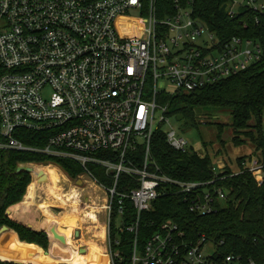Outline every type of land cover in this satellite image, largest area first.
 <instances>
[{
	"label": "built area",
	"instance_id": "built-area-1",
	"mask_svg": "<svg viewBox=\"0 0 264 264\" xmlns=\"http://www.w3.org/2000/svg\"><path fill=\"white\" fill-rule=\"evenodd\" d=\"M243 6L264 14L258 0H226L231 15ZM262 53L253 39L223 43L194 14V0H0V151L78 163L83 169L78 179L88 177L107 193L109 226L114 206L122 217L130 200L136 219L120 228L135 235L129 264H260L239 253L224 254V241L205 233L187 239L172 221L142 249L138 233L142 214L169 192L186 195L192 212L208 215L227 205V191L217 180L248 172L264 182V124L263 143L253 142L256 154L239 157L238 171L214 161L215 178L209 181L166 175L151 154L160 128V93L174 96L212 85L246 70ZM161 109L163 123L168 109ZM23 132L49 135L44 145H34L19 138H30ZM164 133L175 149H192L174 129ZM138 145L145 148L141 165L127 155ZM106 151L112 153L98 155ZM91 165L104 169L109 185L99 182ZM122 175L137 186L119 191ZM109 232L111 263L123 264Z\"/></svg>",
	"mask_w": 264,
	"mask_h": 264
},
{
	"label": "trees",
	"instance_id": "trees-1",
	"mask_svg": "<svg viewBox=\"0 0 264 264\" xmlns=\"http://www.w3.org/2000/svg\"><path fill=\"white\" fill-rule=\"evenodd\" d=\"M194 14L204 21L223 43H228L234 37L258 41L263 49L262 57L246 70L212 85L190 93L167 95L170 106L175 107V110L168 112L180 111L185 114L189 124L199 127L207 122L202 115L203 110L230 109L233 141L240 144L245 142L244 137H250L260 145L263 143L264 123V14L249 6H243L239 13L231 15L227 11L226 0H194ZM214 124L217 126V136L221 138L226 125L220 122ZM23 133L30 138H19L34 145H44L49 135ZM110 153L112 152L106 151L98 155L102 157ZM216 153L218 155L220 151L217 150ZM144 154L143 145H138L136 150L127 153L138 165L143 163ZM151 154L161 171L171 177L187 181H209L215 178L212 170L214 156L210 152L200 153L194 149L184 152L175 149L168 143L162 127L153 135ZM46 160L55 162L73 179L79 178L83 173L82 167L71 160L52 159L30 152L0 151V229L7 226L16 232L20 239L9 230L0 233V264H50L68 260L66 256V259L57 261L58 258L48 252L56 249L59 243H66L70 247L71 234L61 232L62 223L68 224L66 220L53 217L47 204L42 203L44 217L35 227L43 230L26 224L36 221L41 215L37 209L22 203L30 184L25 198L28 202L36 199L37 185L51 182L57 192L69 182L68 177L51 164L34 168L36 175L42 171L38 182L31 183V173L18 171L20 164L42 163ZM91 169L99 182L110 184V179L106 177L102 167L91 165ZM228 172H231L229 168ZM216 183L227 191V205L208 215L192 212L190 201L184 194L169 192L157 198L152 208L142 214L138 233L140 248L144 247L149 237L159 231L164 222L172 221L184 230L187 239H195L200 233H205L217 241H224L221 246L224 254L239 253L245 258L252 257L261 264L264 256V182L259 184L250 173L243 172L227 175ZM129 184L137 186L135 180L122 175L118 190L125 191ZM56 195L61 198L58 192ZM68 200L71 199L68 197L66 201ZM125 204L126 210L122 218L126 227L135 221L136 210L130 200H126ZM87 215L94 221L98 220L95 213L89 212ZM116 216L118 212L114 206L109 226L111 246L113 251H120L122 254L123 264H129L135 235L127 230L114 231L113 218ZM102 237L104 230L101 232ZM49 239L50 248L46 252L42 248L48 249ZM85 251L90 260L82 262L79 258L78 264H109V256L103 252L100 245H93ZM67 255L70 256L71 253L68 252ZM67 263L72 264L69 261ZM116 263L118 264V261Z\"/></svg>",
	"mask_w": 264,
	"mask_h": 264
},
{
	"label": "rangeland",
	"instance_id": "rangeland-1",
	"mask_svg": "<svg viewBox=\"0 0 264 264\" xmlns=\"http://www.w3.org/2000/svg\"><path fill=\"white\" fill-rule=\"evenodd\" d=\"M259 3H264V0H258ZM237 9V7H235ZM167 94L160 93L157 98L156 102L158 105V108L156 110V121L158 127H162V129L165 132H169L172 129H174L179 136H183L187 139L189 143V147L194 149L197 152L205 153L210 152L212 156H214V161L218 159H222L225 163L230 165V167L233 169V171L239 170V165L237 163V159L242 156H252L256 154V145L253 143L252 139L250 137H244L245 139L244 143L237 144L233 141V127H232V114L230 109H220V108H209L202 111V115L204 119H206V124H201L199 127L192 126L189 124L186 120V116L182 112H168L166 113L167 121L160 123L159 120L162 116V109L161 108H167L168 111L175 110V107L170 106L169 101L166 99ZM223 123L226 125L225 130L223 134L221 135V138H218L217 136V126L214 123ZM253 122V121H252ZM264 124V123H263ZM256 134V133H255ZM219 150L220 153L217 155L216 151ZM32 164V163H31ZM43 165H46L45 163H33L32 165L28 164L27 166L31 168L41 167ZM91 168V167H90ZM92 170V169H91ZM93 171V170H92ZM36 176V173L32 175ZM41 179V178H40ZM73 179V178H72ZM70 180L69 185H67L65 188L59 190L60 195H65L66 192L69 191L70 188L76 189L78 192H81L82 194L80 197L72 198L71 200H68L67 202H62V200L57 199V192L55 189H53V183H43L41 184V192L38 196V199H40L39 202L47 204L49 210L53 213H55L57 216L60 217H66L68 221V224L62 223L61 225V232L70 235V241H74L76 238H78V233L75 234L76 230L82 231V228L86 225H88V230L97 229L95 227H91L94 224L90 222V220L86 219L84 217V211H92L91 204L101 203L105 204L107 201V193L97 191L98 200L97 202L91 201L90 196H85L83 194L86 190H88V186L91 184L89 179L81 178L82 183L78 184V178ZM44 180V179H43ZM85 189L84 191H82ZM70 192V191H69ZM61 195V196H62ZM64 199H67L65 196ZM77 199L79 201L77 202ZM104 210V209H103ZM103 224L106 227L107 230V244L109 248V239H108V231H109V216L108 212L105 210L103 211ZM84 223V226L82 225ZM113 227L114 231L120 230V228L124 227L123 218L120 216H116L113 218ZM2 229V228H1ZM0 229V230H1ZM105 243V244H106ZM78 245V244H77ZM92 244L88 245L90 248ZM88 247H85L84 250H81L80 253H78L76 250H73L71 255H66V249H63L62 243H59L57 245L56 249H51L48 251L50 254L52 253L54 257L58 258V260H64L66 259V256L68 258L67 262H71L72 264H77L75 259L78 257V255L81 256V258H84L85 261H89L90 258L85 251ZM50 246H48V249ZM85 251V252H84ZM120 252V251H118ZM59 254V255H57ZM82 254H84L82 256ZM109 255V254H108ZM108 263H111L110 257L108 259ZM52 264V263H51ZM63 264V263H61ZM112 264V263H111Z\"/></svg>",
	"mask_w": 264,
	"mask_h": 264
},
{
	"label": "crops",
	"instance_id": "crops-1",
	"mask_svg": "<svg viewBox=\"0 0 264 264\" xmlns=\"http://www.w3.org/2000/svg\"><path fill=\"white\" fill-rule=\"evenodd\" d=\"M51 165H54L56 168H58L64 175H66L67 177H68V179H69V182H67L66 183V185H65V187L67 186V185H69V183H70V180L72 179L63 169H61V167L60 166H58V165H56V164H51ZM84 178H86V179H89L90 180V182H91V184L88 186V190H86L83 194H85V196L87 195V196H90V199H92L91 201H95V202H97V201H99L98 200V195L96 194L97 193V191L99 190V191H101V192H105V190L100 186V185H98L96 182H94L92 179H90V178H88V177H84ZM38 180H39V175H36V176H33L32 177V182L31 183H33L34 181H37L38 182ZM73 180V179H72ZM83 181H82V179L80 178V179H78V181H77V183L78 184H80V183H82ZM31 185V184H30ZM29 185V186H30ZM29 186H28V188H29ZM41 185H37V197H36V199H34L32 202H28V201H26V195H27V192H28V188H27V192H26V194H25V196H24V199H23V201H22V203L24 204V205H26V206H28V207H31V208H34V209H37L40 213H41V215H40V217H38L37 219H36V221H32V222H26V224L27 225H29L30 227H32V228H35V229H40V228H37V227H35V224L37 223V222H39V220H41V219H43V217H44V211H43V207H41V202H39L40 201V199H38V196H39V194H40V192H41V187H40ZM64 187V188H65ZM85 189H83L82 191H84ZM70 191V192H69ZM69 191L68 192H66L65 193V195H60V197L61 198H63V199H61V198H57V199H60V200H62V202H67L66 200L68 199V197L70 198V199H72L73 197L75 198H77V197H80V195L82 194L81 192H78L75 188L74 189H72V188H70L69 189ZM58 192V194H60V192L61 191H57ZM106 193V192H105ZM68 195V196H67ZM65 196L67 197V199H64L65 198ZM71 201H73V200H71ZM79 201V199H77V202ZM106 204H107V201H106V203L105 204H101V203H96V204H91V207H92V211H84V217L86 218V219H88V220H90V222H92L94 225L92 226L91 225V227H95V228H97V229H93V231L92 230H88V225H86L85 224V226H84V223L82 224L84 227L82 228V231H80V230H76L75 231V234H77L78 233V238H76L74 241H70L69 242V245H70V247L68 246V244H66V243H62V245L64 246V248L63 249H66V255L68 254V252L69 253H72V251H73V249H76V251L78 252V253H80L81 252V250L82 249H84L85 247H88V245H90V244H92V246L94 245V246H98V245H100L102 248H103V252L104 253H106L107 255H108V244L106 243L107 242V230H106V227H105V225L103 224V215H104V210L107 212V210H106ZM104 209V210H103ZM89 212H92V213H95L96 215H97V221H94V220H92V219H90V217H89V215H87ZM52 213V215H53V217H59V218H62V217H60V216H57L55 213H53V212H51ZM63 219L64 220H66L67 222L69 221V220H67V218L66 217H63ZM8 230L9 231H12V230H10L9 228H8ZM40 230H43V229H40ZM104 230V237H102L101 238V232ZM15 235H16V237L19 239V237H18V235L16 234V232H14V231H12ZM20 240V239H19ZM106 243V244H105ZM34 244V243H33ZM78 244V245H77ZM34 245H37V244H34ZM38 247H40V248H42L41 246H39V245H37ZM49 246H50V239H49ZM92 246H90V247H92ZM43 250H45L46 252L49 250V249H44V248H42ZM89 249V247L86 249V250H88ZM83 256V255H82ZM109 256V255H108ZM84 257V256H83ZM81 259V261L82 262H85V260H84V258H81V256L80 255H78V257L75 259V261H76V263H77V261H78V259ZM61 263H63V264H70V263H67V262H60V263H52V264H61ZM51 264V263H50Z\"/></svg>",
	"mask_w": 264,
	"mask_h": 264
},
{
	"label": "water",
	"instance_id": "water-1",
	"mask_svg": "<svg viewBox=\"0 0 264 264\" xmlns=\"http://www.w3.org/2000/svg\"><path fill=\"white\" fill-rule=\"evenodd\" d=\"M18 171H27V172H29L31 174H34V169L29 167V166L18 167ZM41 174H42V171L39 174H37V175H41ZM4 230H8V227L7 226H3L2 229L0 230V233L2 231H4ZM82 250H84V249H82ZM14 262H18V261H14Z\"/></svg>",
	"mask_w": 264,
	"mask_h": 264
},
{
	"label": "bare ground",
	"instance_id": "bare-ground-1",
	"mask_svg": "<svg viewBox=\"0 0 264 264\" xmlns=\"http://www.w3.org/2000/svg\"><path fill=\"white\" fill-rule=\"evenodd\" d=\"M77 264H78V261H77Z\"/></svg>",
	"mask_w": 264,
	"mask_h": 264
}]
</instances>
